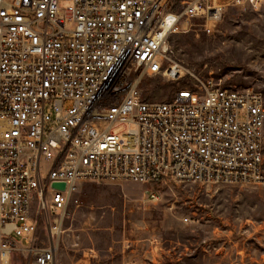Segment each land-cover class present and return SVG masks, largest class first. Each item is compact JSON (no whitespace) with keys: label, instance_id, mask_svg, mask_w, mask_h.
<instances>
[{"label":"built area","instance_id":"1","mask_svg":"<svg viewBox=\"0 0 264 264\" xmlns=\"http://www.w3.org/2000/svg\"><path fill=\"white\" fill-rule=\"evenodd\" d=\"M247 1L0 0V264H57L88 183L158 201L169 183L264 182V95L201 77L170 45ZM157 79L178 85L162 102L143 89Z\"/></svg>","mask_w":264,"mask_h":264},{"label":"rangeland","instance_id":"2","mask_svg":"<svg viewBox=\"0 0 264 264\" xmlns=\"http://www.w3.org/2000/svg\"><path fill=\"white\" fill-rule=\"evenodd\" d=\"M183 30L170 45L186 68L264 95V0L228 9L215 28L196 20ZM177 88L160 79L143 87L161 102ZM149 188L83 185L64 223L57 264H264V182L169 183L158 189V201L149 200Z\"/></svg>","mask_w":264,"mask_h":264},{"label":"water","instance_id":"3","mask_svg":"<svg viewBox=\"0 0 264 264\" xmlns=\"http://www.w3.org/2000/svg\"><path fill=\"white\" fill-rule=\"evenodd\" d=\"M53 189L59 190V191H65L66 185L64 183H54L52 185Z\"/></svg>","mask_w":264,"mask_h":264},{"label":"crops","instance_id":"4","mask_svg":"<svg viewBox=\"0 0 264 264\" xmlns=\"http://www.w3.org/2000/svg\"><path fill=\"white\" fill-rule=\"evenodd\" d=\"M136 261V260H135ZM141 262V261H140ZM136 263H139L138 261H136ZM135 264V263H134ZM144 264H146V263H144Z\"/></svg>","mask_w":264,"mask_h":264}]
</instances>
